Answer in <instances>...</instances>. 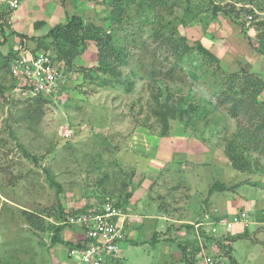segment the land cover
I'll list each match as a JSON object with an SVG mask.
<instances>
[{"label": "rangeland", "instance_id": "1", "mask_svg": "<svg viewBox=\"0 0 264 264\" xmlns=\"http://www.w3.org/2000/svg\"><path fill=\"white\" fill-rule=\"evenodd\" d=\"M224 1L214 0L215 4L234 7L236 12L241 6L248 7L236 0H232L235 5L231 0ZM109 2L24 0L15 12L8 13L0 0V13H6V43L0 46V53L16 50L20 43L33 46L28 40L30 37L44 35L50 27L65 22L67 15H78L101 24V18L111 9ZM176 2L177 6L170 8L166 6L170 2L165 6H149V0H136L126 9L121 22L110 24V34L125 51L124 63L117 68L120 72L117 78L99 74V79H92L78 73H62L63 78L55 90L50 95L43 94L49 97L48 102L38 106L33 102L39 95L33 96L19 88V82L11 73L14 61L11 60L7 68L0 67V86L6 99L0 96V264H62L61 255L67 247L51 242L53 227L62 222L58 218L59 205L65 213L63 218H67L97 209L105 202L115 204L121 182L128 184L129 181L128 191H135L137 182L131 183L128 179L126 174L130 170L118 162L117 151L127 146L135 134L159 136L160 127L149 111L152 95L159 88L166 90L170 105L183 102L185 109H189V104L192 106L182 118L178 114L169 120L167 137L170 141L174 143L177 135L184 133L171 149L187 150L191 152V160L200 161L202 157L207 164L202 184L197 185L202 196L191 193L192 202L189 206L185 204V209L199 212L193 203L206 198L207 189L215 182L225 184L230 191L225 192L226 196L222 192L209 196V203L216 198L215 205L221 207L216 218L211 215L202 223L203 227H198L201 231L198 240L189 239L196 224L178 225V230L184 232L179 236L171 235L176 232L175 222L167 217L164 232L152 243L155 229L147 226L142 217L158 213L159 208L172 209L177 199L171 196L175 191L170 186L180 182L171 178L173 166L162 162L163 173H155L156 179L148 185L153 188L150 194L155 199L144 196L130 208L132 215L140 217L129 220L135 225L134 235L128 237L132 242L124 243L119 255L109 264H158L169 260L176 250L173 246L176 242L163 240L164 235L192 252L197 251L196 264H202L203 255L218 264H233L232 260L238 264H264V214L261 213L264 209V149L242 145L238 151L242 170L230 166L225 152L237 133L238 121L231 119L227 106L219 102L229 74H252L264 81V57L255 50L260 31L246 16L240 15L233 21L223 13L212 17L206 0ZM258 6L255 12L264 10V2ZM37 22L44 25L35 29ZM240 24L244 25V30ZM171 28L176 30V35H169ZM157 33L169 35L167 38L174 43L177 36L184 37L192 50L184 53L181 46L176 50L174 44L161 46L160 40L155 38ZM19 54L20 51L17 56ZM210 55L216 61H210ZM75 64L85 68L95 66L92 44L75 59ZM260 100L264 102V92ZM31 109L37 116L35 119L31 118ZM163 149L168 150L167 146ZM189 165L186 173L190 175H186L189 177L186 181L194 189L195 168L202 167ZM49 176L60 191L51 185ZM127 207L122 209L126 211ZM23 211L39 215L44 229L31 226ZM241 214L248 216L247 227L237 224L227 230L219 224L220 219L232 220ZM72 230L63 225L60 237L65 242L73 241ZM228 237L239 238L228 243ZM217 240L230 257L218 251ZM68 259L72 264H81L78 258Z\"/></svg>", "mask_w": 264, "mask_h": 264}, {"label": "trees", "instance_id": "2", "mask_svg": "<svg viewBox=\"0 0 264 264\" xmlns=\"http://www.w3.org/2000/svg\"><path fill=\"white\" fill-rule=\"evenodd\" d=\"M65 0H61L63 3ZM75 1V0H70ZM84 1V0H83ZM88 1V0H85ZM109 4L111 9L107 11L103 18H101V24L94 23L88 21L84 17L78 15H71L65 17V22L61 24H56L49 28V30L42 36L37 38L30 37L28 39L27 36L19 35V37L30 40L33 46L20 43L16 50L8 49L6 54L0 53V67L7 68L10 61H15L17 59V55L19 51L27 48L31 50L32 53L35 52H43L48 54L59 68H61L62 73L65 75L66 73L73 72L82 74L87 78L99 79L100 75L117 78L120 76V72L118 71V65L124 63L125 51L122 46L118 45L113 36L109 32L110 24H115L121 22L126 14V9L132 6L136 0H109ZM177 0H149V6H154V4H162L167 7L174 8L177 6ZM207 5L212 11V17H217L219 13H223L229 19V21H233V19L237 20L241 16H246L249 23H255L256 27L259 29V33L256 36L257 45L255 50L264 57V10L255 12L254 8H260L259 3L264 2V0H236L238 3H244L248 5V7L241 8L236 12L234 7H230L228 5L221 6V4H215L214 0H206ZM229 0H225L224 2L228 3ZM232 5H235L234 1H232ZM7 7V5L5 4ZM253 7V8H252ZM7 12L11 13L12 11L8 9ZM188 12V10H186ZM241 12V13H240ZM6 16L5 12L0 13V34L3 37L2 42L0 41V46L6 43L4 26L6 25V21H4V17ZM259 16V17H258ZM44 25V22H37L34 24V28L38 29ZM241 29L244 30V25L240 24ZM13 33V32H12ZM169 35H176V30L171 28L169 30ZM15 35V33H13ZM164 33L155 34V38L157 41L160 40V45L165 46L169 44L172 46L174 44V49H178L180 46L184 53L192 50L189 46H187L185 38L181 36H177L175 43L171 38H167ZM171 40V41H170ZM92 44L94 46L95 51V66L90 68H85L82 66H77L75 64V59L82 55V53ZM205 53H207L205 51ZM208 54V53H207ZM210 61H216L214 56L210 55ZM64 67V68H63ZM65 69V70H64ZM100 74V75H99ZM16 80V79H15ZM103 84L105 81L102 80ZM225 86L223 91L221 92V96L219 98V102L221 105L227 106V111L231 119H234L237 122V133L235 134L233 140L228 144L226 148V157L230 162V166L233 169H237L239 171L242 170V166L239 163L238 154L239 147L242 145H253L255 148L261 150L264 149V102L260 100L261 94L264 92V81L259 76H253L252 74H243L241 72L229 74L224 80ZM2 86H0V96L3 97ZM22 90L27 91L26 87H22ZM222 98V100H221ZM36 100L33 102L36 105H41L43 103L48 102L49 97L39 95L35 98ZM153 103L150 108V112L153 115V118L156 120L160 127L159 136L166 137L169 133V120L174 119L176 115L179 114V117L182 118L183 115L187 114L189 109H191V105L189 104V109H185L183 102H177L176 106L170 105L168 103L169 98L166 93V90H162L159 88L155 94L152 95ZM36 114L31 109V118L35 119ZM246 123V124H241ZM261 144L263 146H261ZM238 164V165H237ZM47 172V171H46ZM123 175V174H121ZM125 175V174H124ZM128 179L132 182L134 177V172L129 171ZM50 178V176H49ZM50 183L53 186H56L59 190V185L50 178ZM128 184L125 182H121L119 185L118 198L115 202L114 206L122 209L125 205H127L128 200L132 196V190L128 191ZM229 187L223 183L215 182L209 188L208 194H212L214 192H227ZM230 191V190H229ZM128 193V194H127ZM59 216L60 220H64L63 215H65L63 208L59 205ZM98 208V207H97ZM91 210V211H95ZM85 213V212H84ZM264 214V209L261 212ZM23 215L25 216L26 221L33 226L37 230H43V221L39 215H35L26 211H23ZM63 226L58 225L53 227V235L51 238V242L53 244H63L67 248L72 247L73 242H65L60 237V232L62 231ZM156 236V235H155ZM153 235L151 238V242H156V237ZM245 236V235H244ZM243 236V237H244ZM239 238V237H238ZM238 238H226L228 243L233 242ZM209 239V238H208ZM218 251L220 253H224L222 255H227L230 257L228 252H224L225 247L219 243V240L216 241ZM182 252L181 261L183 264H196L195 254L196 252H186L188 250L187 247H183L178 245ZM222 251V252H221ZM233 264H238L234 260H232Z\"/></svg>", "mask_w": 264, "mask_h": 264}, {"label": "crops", "instance_id": "3", "mask_svg": "<svg viewBox=\"0 0 264 264\" xmlns=\"http://www.w3.org/2000/svg\"><path fill=\"white\" fill-rule=\"evenodd\" d=\"M181 135H184V133L182 134L179 133L175 139V142L173 143L172 141L169 140V136L160 137V136H157L151 133L150 134H143V133L135 134L131 137V140L128 142L127 146L121 147L117 151V154L119 156L117 157L118 162L123 167L128 168L130 171L134 172V177H133L132 182H135V181L137 182L135 191L134 192L132 191L133 194L127 202L128 203L127 205L129 206L127 207L128 209H126V211L122 209L123 214L125 215V219L123 223L125 240L121 244V249H122V245L126 243L127 241L132 242V240H128V237L134 235L133 229L135 225H134V222H131L129 220L136 219V218L140 219V217H137L135 214L134 215L131 214V212L133 211H130V208L136 205L139 198H143L145 196L150 199V196H151L150 192H152L153 188L148 185H152L153 181L156 179L155 173H159V175L163 173L162 162H164L165 165L173 166L172 168L173 173L171 174V178H173V181L178 180L184 184L181 185L180 182H176L177 184L176 186L175 185L170 186V188L174 187L172 190L175 191V194L174 195L172 194L171 196L177 199V200H174L176 202L171 205V208L173 207L172 209L165 208L164 210H161L159 208L158 213H151V214L149 213L150 215H146L142 217L146 221L147 226H149L150 228L153 227L155 229L152 231V237L153 235L154 236L156 235L155 236L156 242L158 241L159 234L164 232V229L166 227L165 221H167L168 218L170 217H172V220L175 222L174 228L176 231V232L171 233V235L179 236L181 233L184 232L182 229L178 230V227H179L178 225L186 224V223L190 225L196 224L193 228L194 230L189 234L190 236L189 239H195V240H198V238L200 237L199 234H201L200 228L198 227H200V225L201 227H203L202 223L204 222L206 223L207 219L211 215L215 216V218L217 217L216 212L221 206L217 207L215 205L214 200H216V198L215 199L213 198L214 200L210 201L209 203L208 198L210 195H213V193L210 195L208 194L209 189H207L206 198H203L202 200L200 199L199 201L193 203V205L197 206V209L199 210V212L196 213L191 209H188V208L185 209V204L189 206V204L192 202L190 201L191 193L195 192V194L202 196V193L197 190L198 188L197 185L202 184V179L204 177L202 175H203L204 170L206 169L207 164L206 162L204 163L202 161V157H200L201 158L200 159L199 156H196V158H199L200 161L191 160V155L189 154L191 152H188L187 150H185L184 152V150L182 149H179V150L177 148L171 149V147L174 146L175 143H177V141L182 138L180 137ZM166 146L168 150L163 149ZM124 154H126L127 156L125 157ZM192 155H195V154L192 153ZM189 164L194 165L199 168L202 167L201 169L195 168V170L197 171V174L195 178L196 180L194 181V183H192V184H195L194 189H192L191 183L189 181H186V179L189 178V177H186V175H190L186 173L188 172L186 171V168H190ZM140 175H141V178L139 177ZM189 180L192 181L191 179ZM138 193L140 194L139 197H137ZM222 193H223L222 195L224 196L227 195V193L225 192H222ZM159 196L160 195H156L157 198ZM152 197L154 196H151V198ZM153 199H155V197L152 198V200ZM170 201L172 202V200ZM163 204H164L163 206L165 207L164 201H163ZM247 208L250 209L251 204ZM242 209H245V208H241V210ZM70 229H73L72 232L73 234H75L74 236L71 234L72 237H74L72 238L73 239L72 245H74L75 243L80 242L83 239V234H82V231L77 228H70ZM161 238H163V240H166V241H171L172 244L176 242V245H173V246H176V250L172 251L173 253L171 254V257L169 260L159 262L158 264H183V262L181 261L182 252L180 248L178 247V245H181L183 247L185 245L167 238V235H164ZM198 244L202 252L201 242H199ZM195 246L196 247L194 249L196 250L197 245ZM121 249H120V252H121ZM65 252H66V249H63V254L61 255L62 264H72V261H70L67 258V255ZM186 252H192V250L189 249V250H186ZM163 255L164 254L161 253V257H163ZM110 264H116V263L111 262Z\"/></svg>", "mask_w": 264, "mask_h": 264}, {"label": "built area", "instance_id": "4", "mask_svg": "<svg viewBox=\"0 0 264 264\" xmlns=\"http://www.w3.org/2000/svg\"><path fill=\"white\" fill-rule=\"evenodd\" d=\"M9 10L15 12L24 0H1ZM251 18H248V21ZM11 73L19 82V88L26 87L33 96L50 95L62 80L60 68L53 63L50 56L43 52L32 53L25 48L11 67ZM125 215L122 209L111 202H105L95 211L74 214L64 218L57 225H65L82 231L83 239L66 249L68 258H78L81 264H109L115 259L125 240L123 230ZM248 216L241 214L232 220L220 219L219 224L227 230L235 225H248ZM202 264H217L213 258L203 255Z\"/></svg>", "mask_w": 264, "mask_h": 264}]
</instances>
